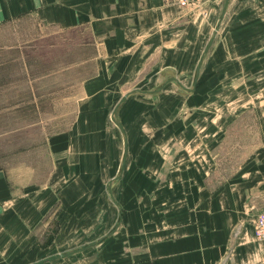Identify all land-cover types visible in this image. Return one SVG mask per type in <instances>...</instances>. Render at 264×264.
Instances as JSON below:
<instances>
[{"label":"crops","instance_id":"crops-1","mask_svg":"<svg viewBox=\"0 0 264 264\" xmlns=\"http://www.w3.org/2000/svg\"><path fill=\"white\" fill-rule=\"evenodd\" d=\"M25 18L95 68L46 181L0 168V264H264V0H0Z\"/></svg>","mask_w":264,"mask_h":264},{"label":"rangeland","instance_id":"rangeland-1","mask_svg":"<svg viewBox=\"0 0 264 264\" xmlns=\"http://www.w3.org/2000/svg\"><path fill=\"white\" fill-rule=\"evenodd\" d=\"M96 47L88 31L33 18L0 25V168L26 184L46 181L50 138L76 121Z\"/></svg>","mask_w":264,"mask_h":264},{"label":"water","instance_id":"water-1","mask_svg":"<svg viewBox=\"0 0 264 264\" xmlns=\"http://www.w3.org/2000/svg\"><path fill=\"white\" fill-rule=\"evenodd\" d=\"M224 11H225V9L223 10L222 15H223ZM222 15H221V16H222ZM218 24H219V23H218ZM218 27H219V26L217 25L216 29L214 30V33H213L212 36H211L210 41L208 42L207 46L205 47V49H204V51H203V54H202V57H201V60H200V62H199V64H198V66L201 65V61H202L203 57L205 56V54L207 53V51H208V49H209V47H210V45H211V43H212V40H213V38H214V36H215V34H216V32H217ZM135 92H146V91H141V90H138V89H135V90L129 91L128 93H126L125 95H123V96L121 97V99L118 101V103L116 104V106H115V108H114V111H113V120H114V122L118 125V127L122 130L123 133H124V128H123L121 122L119 121V119H118V117H117L118 110H119L120 105L125 101V99H126L129 95H131L132 93H135ZM124 135H125V133H124ZM126 158H127V137H126V135H125V141H124V153H123V159H122V166H123V164L125 163ZM120 175H121V172L117 175V177H116L115 179H113V180L109 183V185H108V189H109L110 193H111V184L113 183L114 180H116L117 178H119ZM111 196H112V195H111ZM112 199L115 200L113 196H112ZM111 234H112V233L110 232L107 236H109V235H111Z\"/></svg>","mask_w":264,"mask_h":264},{"label":"built area","instance_id":"built-area-1","mask_svg":"<svg viewBox=\"0 0 264 264\" xmlns=\"http://www.w3.org/2000/svg\"><path fill=\"white\" fill-rule=\"evenodd\" d=\"M166 1L170 3L178 4L182 7H188L202 0H166ZM255 236L257 240L264 243V210L260 211L256 217Z\"/></svg>","mask_w":264,"mask_h":264}]
</instances>
